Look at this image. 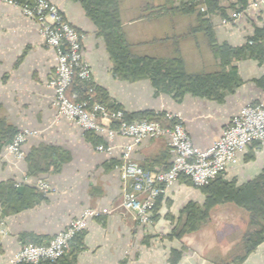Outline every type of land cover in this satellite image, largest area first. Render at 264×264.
<instances>
[{
  "label": "crops",
  "instance_id": "crops-1",
  "mask_svg": "<svg viewBox=\"0 0 264 264\" xmlns=\"http://www.w3.org/2000/svg\"><path fill=\"white\" fill-rule=\"evenodd\" d=\"M49 1L82 34L83 56L101 100L130 116L179 113L194 145L206 149L242 107L264 104V4L245 12L238 22L223 25L224 17L253 0H212L214 11L207 16L201 14L205 6L187 10L193 0H119L130 54L158 61L180 59L190 75L223 72L220 99H210L165 91L151 77L135 78L118 70L82 5ZM214 44L224 46L226 63ZM228 49L239 50L240 57L231 60ZM57 64L58 54L41 37L38 22L0 4V264H10L27 244L48 243L86 208L115 210L91 219L69 243L61 264H228L244 257L251 213L233 201L213 206L200 230L181 239L173 234L187 207L203 208L220 187L229 188L226 194L231 196L236 188L257 181L264 173V146L249 145L205 192L180 177L160 197L152 222L140 225L121 207L125 185L119 167L133 139L84 132L72 121L56 123L55 91L49 82ZM104 124L116 127L108 119ZM25 129L38 134L23 146L28 159L17 161L7 152V141ZM100 145L107 150L99 151ZM173 158L166 137L145 139L131 152L134 162L153 173L168 169ZM38 179L52 190L41 196ZM17 182L28 190L13 194ZM205 227L210 231L199 236ZM181 249L182 257L175 260L173 252ZM244 264H264V241Z\"/></svg>",
  "mask_w": 264,
  "mask_h": 264
},
{
  "label": "built area",
  "instance_id": "built-area-1",
  "mask_svg": "<svg viewBox=\"0 0 264 264\" xmlns=\"http://www.w3.org/2000/svg\"><path fill=\"white\" fill-rule=\"evenodd\" d=\"M0 4L18 8L25 16L35 19L41 37L58 54L55 77L49 82L55 91V122L72 121L84 132H105L110 139L116 135L133 139V144L125 148L119 168L125 185L121 207L133 214L136 223L148 225L152 222L151 215L157 199L182 175L189 177L196 187L209 185L230 164L236 163L238 155L249 145L257 143L264 146V104L242 107L232 117L222 136L210 147L202 149L194 145L179 113H166L165 119L170 122L169 125L148 120L127 122L123 111H111L91 97L85 101H74L68 95L74 78L93 82L91 67L83 56L82 34L65 19L57 5L49 0H33L31 4L24 5L17 0H0ZM261 4H264V0L251 1L245 11L232 12L222 19V24L238 22L245 12ZM93 92V88H90L91 96ZM104 119L117 121V127L106 126ZM36 134L37 131L29 129L19 131L8 144L7 152L17 161L24 160L27 154L23 146ZM158 137L168 138L174 158L168 169L153 173L134 162L131 152L134 145ZM97 148L99 151L107 150L102 145ZM21 185V182L15 183L16 187ZM35 185L44 194L52 190L51 185L43 179H38ZM114 210L84 209L79 217L72 219L67 228L57 233L48 243L23 246L15 253L10 264H40L43 261L58 264L71 240L87 227L91 219L110 214Z\"/></svg>",
  "mask_w": 264,
  "mask_h": 264
},
{
  "label": "trees",
  "instance_id": "trees-1",
  "mask_svg": "<svg viewBox=\"0 0 264 264\" xmlns=\"http://www.w3.org/2000/svg\"><path fill=\"white\" fill-rule=\"evenodd\" d=\"M32 1L33 0H17V2L22 5L31 4ZM74 1H78L82 5L87 16L97 26L99 35L104 39L107 51L115 63V68L122 70L123 72L128 71L135 78L151 77L155 84H157L161 89L169 92H175L178 95L188 92L194 95L208 97L210 99H220V88L224 84L223 81L226 76L223 72L215 74L190 75L185 71L184 63L180 59L158 61L147 57L137 58L132 56L129 52V46L122 27L119 0ZM248 5L249 2L243 3L241 7L234 12H243L247 9ZM186 6L189 12L205 6L206 10L201 12V14L206 16L213 14L214 11V3L212 0H193ZM213 48L215 53L217 52V55L220 56L221 59L226 54L224 46L220 47L214 44ZM227 52L231 53L229 54L231 60L240 57V52L237 49H228ZM228 60L229 59H225L223 57V63H226ZM95 86L94 82H84L78 77H75L68 90V95L74 101H85L91 97L93 101L104 104L111 111H123L124 120L127 122L148 120L160 122L162 125L170 124V122L165 119L167 112H160L158 114L141 113L139 116L133 117L128 115L119 107H112V105L108 102L101 100L97 93V87ZM90 88H93L94 91L92 96L89 94ZM113 123L117 127L118 122L113 121ZM17 133L18 132L11 136V138L7 141L8 144L14 139ZM25 159H28V155H26ZM181 177L188 179V181L192 183L189 177L184 175ZM219 180L220 177L212 181L209 185L199 188L205 192L214 186ZM27 190L28 188L24 184L20 187H16L14 183L11 187L13 194H23ZM228 190L229 188L220 187L217 196L213 200H207L203 208L194 205L187 207L183 219H181L175 227V233L173 236L181 239L188 233L200 230L209 222L210 210L213 206L224 201H233L250 211L251 230L248 231L245 237V256L228 264H244L248 255L264 241V173L257 181L236 188L235 192L231 194V196L230 194H226V191ZM39 193L41 196L45 195L41 191ZM160 197H162V195ZM160 197L157 199L153 211L155 210ZM81 233L82 232H79L70 243H73ZM32 244L40 245L41 243ZM183 252L184 249L174 251V259L177 260L179 257L181 258ZM61 259L58 264H61ZM40 264L52 263L49 261H43Z\"/></svg>",
  "mask_w": 264,
  "mask_h": 264
},
{
  "label": "rangeland",
  "instance_id": "rangeland-1",
  "mask_svg": "<svg viewBox=\"0 0 264 264\" xmlns=\"http://www.w3.org/2000/svg\"><path fill=\"white\" fill-rule=\"evenodd\" d=\"M7 146H8V145H7ZM208 231H210V230L207 229V228L205 227V228L200 232L199 236L205 234V233L208 232ZM203 236H204V235H203ZM198 241H200L199 238H198Z\"/></svg>",
  "mask_w": 264,
  "mask_h": 264
},
{
  "label": "water",
  "instance_id": "water-1",
  "mask_svg": "<svg viewBox=\"0 0 264 264\" xmlns=\"http://www.w3.org/2000/svg\"><path fill=\"white\" fill-rule=\"evenodd\" d=\"M62 49L64 50V47H62Z\"/></svg>",
  "mask_w": 264,
  "mask_h": 264
}]
</instances>
